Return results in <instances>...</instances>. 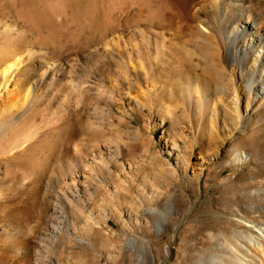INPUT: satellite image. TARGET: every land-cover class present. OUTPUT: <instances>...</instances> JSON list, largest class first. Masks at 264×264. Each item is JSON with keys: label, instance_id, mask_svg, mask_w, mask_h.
Listing matches in <instances>:
<instances>
[{"label": "rangeland", "instance_id": "rangeland-1", "mask_svg": "<svg viewBox=\"0 0 264 264\" xmlns=\"http://www.w3.org/2000/svg\"><path fill=\"white\" fill-rule=\"evenodd\" d=\"M213 1L0 0V264H264V0Z\"/></svg>", "mask_w": 264, "mask_h": 264}, {"label": "bare ground", "instance_id": "bare-ground-1", "mask_svg": "<svg viewBox=\"0 0 264 264\" xmlns=\"http://www.w3.org/2000/svg\"><path fill=\"white\" fill-rule=\"evenodd\" d=\"M211 1H213V0H211ZM213 2H216V3H219L220 2V0H214ZM212 2V3H213ZM211 4V3H210ZM197 6V5H196ZM115 31H117V30H115ZM3 51H4V49H3ZM10 52V51H9ZM7 50H6V52H5V54L6 53H9ZM11 52H13V51H11ZM10 52V53H11ZM9 53V54H10ZM13 54V53H12ZM1 55V54H0ZM259 55V54H258ZM2 56H4L3 54H2ZM9 56V55H8ZM261 56V54L259 55V57ZM6 57V58H5ZM4 58H5V60L3 61V62H0L1 63V65L3 66V68H2V73L3 74H5L6 76H8L9 74L11 75V73L12 72H14L15 70H16V65L17 64H19L20 62V58L18 57V53L16 52L15 54H13L12 56H10V57H8L7 58V56H5ZM2 60V59H1ZM218 73V72H217ZM257 73V72H256ZM25 74V73H24ZM198 76V75H197ZM253 77H255V75L253 76ZM254 83H255V79L254 78H252V80H251V82L248 84V89H249V91H250V97L248 98V100L251 98V95H252V92H253V89H254V87H255V85H254ZM263 86V85H262ZM225 89V88H224ZM264 89V88H263ZM224 91V90H223ZM227 91V90H226ZM247 106L249 107L250 106V104H249V101L247 102ZM171 109V108H170ZM169 109V110H170ZM170 112H172V111H170ZM170 112H168V113H170ZM167 119V118H166ZM174 124V123H173ZM250 124V123H249ZM243 126V125H242ZM242 126H238L237 127V129H239L240 127H242ZM203 132H200V136H199V138L195 141V142H193L192 143V150H194V149H196V146L198 145V143H199V141H200V139L202 138V134ZM250 156H248V155H246V154H243L242 155V153H240V152H238L236 155H235V160L236 161H239V162H244V161H248V160H250ZM104 162V161H103ZM106 163V162H105ZM216 258V257H215ZM218 258V257H217Z\"/></svg>", "mask_w": 264, "mask_h": 264}]
</instances>
